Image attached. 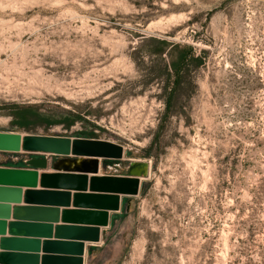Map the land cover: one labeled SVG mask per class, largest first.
Returning <instances> with one entry per match:
<instances>
[{"label":"rangeland","instance_id":"rangeland-1","mask_svg":"<svg viewBox=\"0 0 264 264\" xmlns=\"http://www.w3.org/2000/svg\"><path fill=\"white\" fill-rule=\"evenodd\" d=\"M188 47L167 111L158 71ZM22 108L79 120L21 126ZM0 132L123 145L103 176L147 165L93 264H264V0H0Z\"/></svg>","mask_w":264,"mask_h":264},{"label":"water","instance_id":"water-1","mask_svg":"<svg viewBox=\"0 0 264 264\" xmlns=\"http://www.w3.org/2000/svg\"><path fill=\"white\" fill-rule=\"evenodd\" d=\"M0 152L44 157L29 162L34 169L0 167V264L25 259L26 256L16 253L24 247L31 248L34 253L27 257L31 264H38L39 261L41 264H84L82 242L91 245L100 243V228L108 227L109 214L120 211L124 197L138 195L141 184L139 177L146 175L145 170L134 173V164L129 168L128 177L99 175V161L117 162L124 158L125 147L107 140L0 132ZM48 156L62 157L52 164L50 171L46 170ZM78 161L83 167L92 162L94 167L90 171L68 167V164ZM46 199L57 200L64 209L39 207L37 202ZM70 203L75 209H66ZM38 213L48 215L54 223L58 222L59 215L65 222L78 223L77 226H55L53 238L50 235L51 225L31 223L32 220L28 219ZM33 228L46 232L47 241L42 243L44 252L74 247L76 257L38 255L40 242L23 235ZM69 234L87 239L79 242L58 241Z\"/></svg>","mask_w":264,"mask_h":264},{"label":"crops","instance_id":"crops-1","mask_svg":"<svg viewBox=\"0 0 264 264\" xmlns=\"http://www.w3.org/2000/svg\"><path fill=\"white\" fill-rule=\"evenodd\" d=\"M125 154V153H124ZM100 164L101 161H99V170H100ZM1 168H19V167H11V166H6V165H0ZM29 168V167H27ZM30 169H34L33 167H30ZM48 170V169H46ZM50 171V170H48ZM90 176V175H89ZM25 189V188H24ZM61 191V190H60ZM71 193H74V191H70ZM138 196V195H137ZM135 198L131 197V196H126L122 199L121 202V208L120 211L117 213H110L109 214V225L107 228H100V243L97 245H91L88 242H82L84 243V254H83V258H84V264H93L94 259L96 257V252L101 250L102 248L105 247H109L111 246V243L115 238V232L117 231L116 229L118 228V219H120V217L122 216L123 213H127L129 211V207L131 204V199ZM39 204V207H54L57 208L58 210L62 211L64 208L62 206H60L61 204L59 202H57V200H52V199H46L44 201H38L37 202ZM20 205H24L23 203H21ZM13 206V204H12ZM68 210H73L75 208H73V204L70 203L69 208H66ZM29 220H32L31 223H37V224H49L51 225V231H50V235L54 238L55 237V226H63V225H75L77 226L78 222L75 221H70V222H65L61 216H58V222L54 223L52 222V220L49 218L48 215L45 214H37L35 216H31L30 218H28ZM52 222V223H50ZM46 232L43 229H29L26 230V232H24V237L27 239H35L38 240L40 242L39 245V254L38 255H44L43 253H45V255H60V256H65V257H76L75 255V248L74 247H70L67 248V250H60L57 251L55 250L54 252H44L45 250H43V245L42 243L44 241H47L46 239ZM61 237V236H60ZM60 240L58 241H65V242H79L78 240H85L87 238H82L81 236H78L77 234H69L67 236H62L61 238H59ZM54 240V239H52ZM16 253H20L25 257V259H20L17 260L16 262H12L9 264H31L29 262V259L27 258L28 256H30L31 254H34L32 249L29 247H24V248H19V250H17ZM38 264H41V262L39 261Z\"/></svg>","mask_w":264,"mask_h":264},{"label":"trees","instance_id":"trees-1","mask_svg":"<svg viewBox=\"0 0 264 264\" xmlns=\"http://www.w3.org/2000/svg\"><path fill=\"white\" fill-rule=\"evenodd\" d=\"M160 52H162V49L159 50V53ZM201 61V58L195 57L192 53V49L188 47L180 53L177 61L170 65L169 70L168 67L165 66L162 70L158 71L160 75L165 76H170L168 72L172 71L173 73L172 89L168 94L166 106L167 111L171 110L173 107V101L176 94L179 92V87L185 81L191 66L197 67L201 64ZM13 116L16 117L21 126H26L36 121L45 124L47 127L57 124H63L65 127H70L75 121L79 120V118L75 116H66L62 119H55L47 115L40 114L37 110L26 108L17 109V111L13 113ZM28 167L30 168L31 166Z\"/></svg>","mask_w":264,"mask_h":264},{"label":"bare ground","instance_id":"bare-ground-1","mask_svg":"<svg viewBox=\"0 0 264 264\" xmlns=\"http://www.w3.org/2000/svg\"><path fill=\"white\" fill-rule=\"evenodd\" d=\"M68 167H70V168L78 167L82 170L90 171V169H92L94 167V165L92 162H89L85 165V167H83V164H81V161H78L76 163L68 164ZM143 170H145L147 172V165L145 166L143 163H139V162L134 163L133 170H132L134 173L138 174Z\"/></svg>","mask_w":264,"mask_h":264}]
</instances>
